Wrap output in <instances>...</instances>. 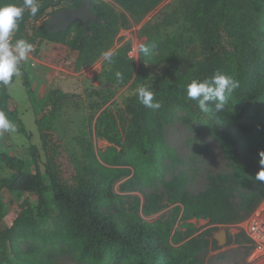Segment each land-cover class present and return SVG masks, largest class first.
Returning a JSON list of instances; mask_svg holds the SVG:
<instances>
[{"label": "trees", "instance_id": "trees-1", "mask_svg": "<svg viewBox=\"0 0 264 264\" xmlns=\"http://www.w3.org/2000/svg\"><path fill=\"white\" fill-rule=\"evenodd\" d=\"M164 1L92 0L91 11L100 22L90 23L89 36L84 38L78 23L64 32L49 33L45 28L47 19L28 36L29 21L42 20L59 9L78 8L82 3L81 0H37L39 11L32 16L25 10L11 43L24 39L33 47L43 41L63 45L77 53L75 65L83 68L110 50L119 30L140 22ZM109 2L120 7L122 13H117ZM7 3L19 6L23 0H0V6ZM179 21L182 27L171 39L162 35L155 23L144 26L146 39L142 45L148 51L138 50L137 70L129 56L131 45L125 43L113 52L112 63L108 62L102 73L109 84H127L135 75L141 82L148 78L149 67L163 71L161 77L147 86L155 92L154 100L161 104L158 110L146 108L135 100L128 104L133 125L132 141L127 148L109 146L96 151L90 140L80 139L84 165L81 176L71 186L57 178L50 162L45 165L44 175L41 173L35 146L30 147L34 173L28 171L30 165L26 161L0 152V163L12 172L0 179V192L29 194L37 200L36 211L21 206L10 225L4 230L0 228V253L8 255L0 264H51L46 257L51 258L62 250L72 253L79 264H197L200 253L210 244L212 227L238 221L223 186L230 178L221 176L213 180L206 192L194 200L186 197V179L176 178L169 184L172 211L152 222L144 217L158 211L156 195L144 205L134 201L124 207L113 189L123 178H134L140 186L149 189L164 181V161L179 160L164 140L162 129L172 124L180 112L211 134L233 167L234 183L249 189L241 200L242 212L250 215L262 204L264 181H258L256 175L264 169L260 164V153L264 152V0H175L167 25ZM217 72L233 77L239 87L228 95L223 108L217 110L214 103L206 102L209 112H201L196 101L186 97V86L193 79L203 81ZM20 76L29 101L37 105L30 72L24 64H20ZM10 84H0V111L17 125L20 135L30 138L23 121L8 110ZM114 124L112 116H102L96 135L114 141L109 136ZM36 127L47 152L50 118L38 117ZM47 192L52 194V203L45 197ZM4 217V203L0 199V223ZM194 219L206 220L211 228L197 229L191 223ZM23 244L40 245L41 256L25 252Z\"/></svg>", "mask_w": 264, "mask_h": 264}, {"label": "rangeland", "instance_id": "rangeland-1", "mask_svg": "<svg viewBox=\"0 0 264 264\" xmlns=\"http://www.w3.org/2000/svg\"><path fill=\"white\" fill-rule=\"evenodd\" d=\"M174 1L165 0L140 22L119 30L108 51L113 54L123 44H130L132 51L129 56L133 58L137 70V50L146 39L142 32L144 26L155 23L161 30L160 33L170 39L178 35L177 29L182 27V21L167 25ZM109 3L117 13H122L120 7ZM45 19L48 17L29 21L27 35H31ZM154 31L152 29V32ZM76 58V52L60 44L43 41L33 47L28 59L21 64L30 72L37 105L29 101L20 75L13 77L8 86L11 96L8 110L12 116H17L23 121L30 138L20 135L17 125L15 133L0 134V152L26 161L30 165L28 171L34 173L35 170L30 164V147L35 146L38 149L41 173L44 175L45 165L50 162L57 178L67 186L73 185L81 176L84 165L83 152L78 141L90 140L96 151H103L109 146H115L119 150L127 148L132 141V120L128 113V104L131 100L139 102L136 95L139 87H147L152 80L163 75L162 69L149 67L148 78L142 82L138 81L135 75L127 84H109L102 78L103 71L109 66L103 56L93 64L79 69L75 65ZM43 115L50 118L51 123L47 152L42 147L36 127L37 118ZM106 115L115 120L109 135L110 139H114L112 142L98 137L95 132L98 120ZM162 134L166 143L175 151L179 162L165 160L164 181L150 189L140 186L134 178H123L116 182L113 189L121 197L122 205L128 207L134 201H140L144 205L146 200L156 195L158 211L144 219L149 222L157 221L169 215L174 207L169 184L176 178L183 176L186 179V197L194 200L206 192L213 180L227 176L230 182L223 186L230 195L238 221L228 226L212 227L210 244L200 253L197 264H264V201L254 213L247 215L242 212L241 200L249 189L240 188L234 183L233 167L221 146L208 131L185 118L182 112L178 113L172 124L163 127ZM11 174L12 172L0 163V179ZM45 197L49 201L52 200L50 192H47ZM0 199L5 209V217L0 223L2 230L16 218L21 206L36 211L37 200L32 195L16 196L3 190L0 192ZM52 210L55 213L53 205ZM191 223L199 230L211 228L206 220L194 219ZM220 234L222 243L218 239ZM22 248L25 252L41 256L42 248L38 244H23ZM7 258L8 255L0 253V262L4 263ZM46 259L51 264H79L74 255L65 250Z\"/></svg>", "mask_w": 264, "mask_h": 264}, {"label": "clouds", "instance_id": "clouds-1", "mask_svg": "<svg viewBox=\"0 0 264 264\" xmlns=\"http://www.w3.org/2000/svg\"><path fill=\"white\" fill-rule=\"evenodd\" d=\"M25 10L35 16L39 11L37 0H23L22 5L7 3L0 6V84L8 85L13 77L20 75V64L28 59L33 51V45L24 39L10 42V37L18 28V22L22 19ZM141 52H147L145 45H140ZM103 59L112 63L113 54L110 51L102 53ZM121 77L119 72L116 73ZM239 87V82L233 77L221 72L215 73L211 78L203 81L193 79L186 86V97L196 101L201 112L208 113L209 107L206 102H212L217 110L224 107L229 94ZM137 99L144 107L158 110L161 104L154 100L155 92L147 87L141 86L136 91ZM15 124L8 119L5 112L0 111V134L15 133ZM260 164L264 165V152L260 153ZM256 179L264 181V169L260 170Z\"/></svg>", "mask_w": 264, "mask_h": 264}, {"label": "water", "instance_id": "water-1", "mask_svg": "<svg viewBox=\"0 0 264 264\" xmlns=\"http://www.w3.org/2000/svg\"><path fill=\"white\" fill-rule=\"evenodd\" d=\"M78 8H64L53 11L45 22V28L49 33H59L66 31L72 24L78 23L82 26L83 37L89 36L88 25L99 23L100 19L91 11L92 0H81ZM219 242L222 243V235H218Z\"/></svg>", "mask_w": 264, "mask_h": 264}, {"label": "built area", "instance_id": "built-area-1", "mask_svg": "<svg viewBox=\"0 0 264 264\" xmlns=\"http://www.w3.org/2000/svg\"><path fill=\"white\" fill-rule=\"evenodd\" d=\"M11 39H12V38L10 37V42H11ZM131 51H132V50H131ZM137 57H138V50H137Z\"/></svg>", "mask_w": 264, "mask_h": 264}]
</instances>
